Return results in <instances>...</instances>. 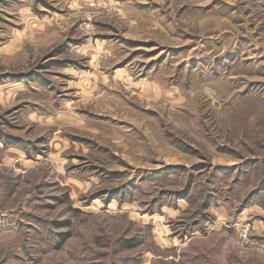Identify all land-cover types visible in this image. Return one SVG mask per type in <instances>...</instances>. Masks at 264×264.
I'll return each instance as SVG.
<instances>
[{
	"label": "rangeland",
	"instance_id": "obj_1",
	"mask_svg": "<svg viewBox=\"0 0 264 264\" xmlns=\"http://www.w3.org/2000/svg\"><path fill=\"white\" fill-rule=\"evenodd\" d=\"M0 264H264V0H0Z\"/></svg>",
	"mask_w": 264,
	"mask_h": 264
}]
</instances>
